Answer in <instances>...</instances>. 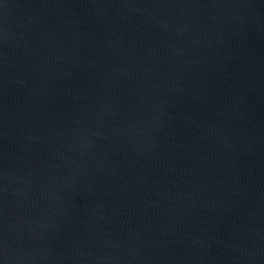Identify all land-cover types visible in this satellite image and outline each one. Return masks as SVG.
I'll list each match as a JSON object with an SVG mask.
<instances>
[{
  "label": "water",
  "instance_id": "water-1",
  "mask_svg": "<svg viewBox=\"0 0 264 264\" xmlns=\"http://www.w3.org/2000/svg\"><path fill=\"white\" fill-rule=\"evenodd\" d=\"M0 264H264V0H0Z\"/></svg>",
  "mask_w": 264,
  "mask_h": 264
}]
</instances>
